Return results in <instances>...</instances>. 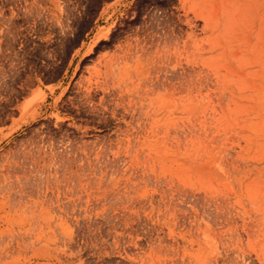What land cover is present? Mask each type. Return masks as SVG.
<instances>
[{
  "label": "rangeland",
  "instance_id": "obj_1",
  "mask_svg": "<svg viewBox=\"0 0 264 264\" xmlns=\"http://www.w3.org/2000/svg\"><path fill=\"white\" fill-rule=\"evenodd\" d=\"M0 264H264V0H0Z\"/></svg>",
  "mask_w": 264,
  "mask_h": 264
}]
</instances>
